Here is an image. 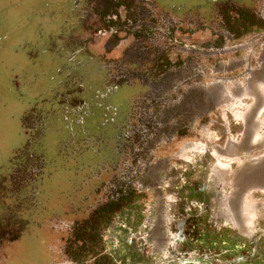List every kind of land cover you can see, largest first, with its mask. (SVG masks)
Masks as SVG:
<instances>
[{"label": "rangeland", "instance_id": "rangeland-1", "mask_svg": "<svg viewBox=\"0 0 264 264\" xmlns=\"http://www.w3.org/2000/svg\"><path fill=\"white\" fill-rule=\"evenodd\" d=\"M73 1L0 0V218H13L1 219L0 229L24 227L33 206L58 216L80 208L76 193L105 163L127 112L125 93L106 90L94 34L81 28L86 20L75 17ZM199 40L183 53L197 55L193 63L207 71L201 87L221 89L222 101L204 98L189 136L153 156L151 169L158 163L161 170L148 173L142 204L130 215L143 219L142 230L121 232L111 222L78 264H264V27L218 46ZM62 88L70 94L59 98ZM23 157L41 177L42 197L31 203L18 189ZM37 210L11 247L10 264H45L51 237ZM157 217L160 243L147 229Z\"/></svg>", "mask_w": 264, "mask_h": 264}, {"label": "flooded vegetation", "instance_id": "flooded-vegetation-1", "mask_svg": "<svg viewBox=\"0 0 264 264\" xmlns=\"http://www.w3.org/2000/svg\"><path fill=\"white\" fill-rule=\"evenodd\" d=\"M74 7L75 17L80 14L86 20V24L80 23L81 28L94 34L93 42L98 45V57L107 73L106 90L121 89L128 108L105 163L83 177L81 186L86 191L81 196L76 193L77 205L82 206H74L62 216L47 206H33L34 211L40 210L41 224L47 225L51 237L45 246V264H78L79 247L92 245L96 232H105L113 221L121 223V232L142 230L143 219L130 215L142 204L138 198L142 197L148 173L161 170L158 163L151 169L155 153L189 136L194 129V113L204 112V98L222 101L221 89L211 94L201 87L206 68L194 64L192 59L197 55L183 53L184 47L197 39L205 47L218 46L264 27V0H202L199 6L187 7L177 6L173 0H74L71 9ZM93 21L98 27L91 30L89 23ZM175 48L183 50L175 52ZM63 94L66 91L58 97ZM21 159L24 162L19 169L25 164L26 169H21L18 189L25 190L24 202L31 203L37 194L42 197L41 177L38 170L33 173L31 159ZM12 175L8 184L13 187ZM34 211H26L24 227L18 231L9 226L0 229V264H10L11 247L31 225ZM12 219L0 218L4 223ZM159 221V217L153 218L147 226L158 243L164 240L163 223Z\"/></svg>", "mask_w": 264, "mask_h": 264}, {"label": "trees", "instance_id": "trees-1", "mask_svg": "<svg viewBox=\"0 0 264 264\" xmlns=\"http://www.w3.org/2000/svg\"><path fill=\"white\" fill-rule=\"evenodd\" d=\"M58 39V38H57ZM34 211V210H33ZM97 234V238L93 241V244L92 245H89V246H86V247H79V257L80 256H82L83 254H88L89 252H91V251H93L96 247H98V244H99V239H98V237H99V232H96ZM94 248V249H93Z\"/></svg>", "mask_w": 264, "mask_h": 264}]
</instances>
